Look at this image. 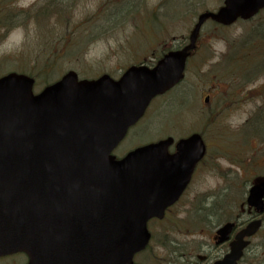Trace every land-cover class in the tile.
Wrapping results in <instances>:
<instances>
[{
	"label": "water",
	"instance_id": "obj_1",
	"mask_svg": "<svg viewBox=\"0 0 264 264\" xmlns=\"http://www.w3.org/2000/svg\"><path fill=\"white\" fill-rule=\"evenodd\" d=\"M224 1L216 14L199 15L189 44L153 69L130 67L117 81H78L68 72L37 96L30 79H0V256L22 252L28 264H132L149 241L146 223L178 199L205 147L194 134L172 157L171 139L119 161L111 152L149 102L183 78L206 19L227 25L264 8V0ZM263 194L261 182L248 203L260 209ZM231 226L217 231L219 242ZM255 229L242 231L215 264H236L243 238Z\"/></svg>",
	"mask_w": 264,
	"mask_h": 264
},
{
	"label": "rangeland",
	"instance_id": "obj_2",
	"mask_svg": "<svg viewBox=\"0 0 264 264\" xmlns=\"http://www.w3.org/2000/svg\"><path fill=\"white\" fill-rule=\"evenodd\" d=\"M99 1L74 6L69 0H0V76L29 75L35 93L71 70L80 79L101 74L117 79L132 64H155L166 48L188 36L198 14L221 4L219 0H121L99 5ZM167 2L169 10L163 13ZM40 7L60 8L64 14L54 15L61 10L44 13ZM260 28L264 30V12L230 28L206 22L199 35V54L187 65L183 81L176 90L153 99L117 146L114 154L121 157L135 146L167 136L177 140L193 132L201 133L209 145L208 157L179 204L164 221L149 226L152 238L139 255L143 259H135L138 264L140 260L158 263L161 257L180 264L184 254L192 262L198 254L214 255L211 232L240 213L246 192L244 172H264V109H259L264 104V67L255 64L263 46L254 40L248 43L252 31ZM242 41L247 48L230 51L234 42ZM247 69L250 79L242 80ZM206 94L209 105L203 104ZM257 123L262 137L250 134L246 139L244 129ZM242 134L247 143L239 146V158L225 154L226 149L216 150L218 145L228 149ZM195 213L201 219L198 224L191 219ZM253 242L259 243L260 238Z\"/></svg>",
	"mask_w": 264,
	"mask_h": 264
},
{
	"label": "flooded vegetation",
	"instance_id": "obj_3",
	"mask_svg": "<svg viewBox=\"0 0 264 264\" xmlns=\"http://www.w3.org/2000/svg\"><path fill=\"white\" fill-rule=\"evenodd\" d=\"M200 45L201 44L197 43L196 48L191 53V55L197 54L196 51L198 50ZM214 89H215V86H213V89L211 90H214ZM246 100L248 99L246 98ZM259 109H264V104L263 106H259ZM245 131H246V134L249 133V129ZM168 152L170 154H173L175 152L174 145L169 147ZM204 160L196 165L195 170L193 172L192 179L190 181V184L185 191H187L188 188L193 183L194 178L196 177L195 176L197 173L196 171L200 167V165L204 162ZM244 174L246 175L245 178H247V180L244 183L246 187V192H245L244 201L240 203V206H239L240 213L234 214L229 220L225 222V223L232 222L234 224L231 235L228 237V240L224 243L216 244V239L214 238H215V232L217 228H215L211 232V238L209 242L210 247L212 248V250H214V255L212 253L213 255L212 256L210 252L207 255L198 254L194 257L196 259V262L195 261L192 262L191 257L184 254L179 257V259L180 258L182 259V263L180 264H214L216 263L217 261L221 260L229 252L230 244L233 241L235 235L238 234L241 230H243L250 222L255 221L257 219L260 220V224H261L260 228L255 233V235H253L249 239L250 244L248 245L247 249L243 251L242 258L238 264H252V263L264 264V211L262 214L257 215L255 209L253 207L247 206V203H246V197H247L249 188L258 181L256 180L257 178L263 177L262 179H264V172L262 171L244 172ZM262 202L264 206V196H263ZM171 210H172V207L167 212ZM196 215L197 213H195L193 217ZM258 238H260V242L254 243L253 241ZM206 247H208L209 249V246H206ZM138 259H143V256H139ZM140 261L142 262V264H144L142 260ZM0 264H27V257L21 253L2 256L0 257ZM134 264H138V263L134 261ZM152 264H171V262L169 261L167 257H161V261H158V263L153 262Z\"/></svg>",
	"mask_w": 264,
	"mask_h": 264
}]
</instances>
